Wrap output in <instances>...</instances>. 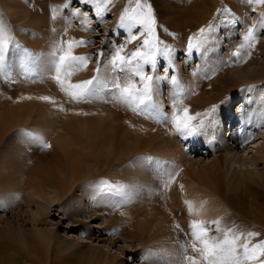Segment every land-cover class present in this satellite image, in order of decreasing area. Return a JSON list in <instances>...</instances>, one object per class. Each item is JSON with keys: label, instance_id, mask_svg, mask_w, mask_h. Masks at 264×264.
<instances>
[{"label": "rangeland", "instance_id": "obj_1", "mask_svg": "<svg viewBox=\"0 0 264 264\" xmlns=\"http://www.w3.org/2000/svg\"><path fill=\"white\" fill-rule=\"evenodd\" d=\"M81 1L90 3L87 9L80 10L81 5L77 7L81 4L80 0H26L20 7L23 10L27 8L24 15H28V17H25L24 20L14 16L10 18L12 28H15L13 31L14 41L19 47L13 48L11 44L9 45L6 60L10 66L8 69L10 78L0 72V122H19L22 125L15 126V129L10 130L7 132L8 135L4 136L0 143V157L4 153H8L13 158L25 156L29 158L27 166L30 168L44 167V163L54 161L55 135L53 133L59 132V135L64 133L65 130H62L64 127L74 124L78 120H89L90 123L101 118L104 120L113 119L112 121L115 120V122L123 121L122 124L125 125L127 131L130 128L128 124H131L132 135L136 134L135 131H139V129H135V125L138 128L143 126L141 121L143 114L146 113L132 111L129 107L125 109V104L116 98L118 93L111 88V83L115 79L118 78L121 85H124L128 77L127 68L122 71L121 67H113L112 61L116 54L119 52L127 60L137 50L147 51V48L143 47V41L149 38L147 32L139 26L130 31L120 23L124 10L134 8L136 0ZM141 2L149 5L152 9L155 18V38L159 41L158 46L162 50L165 47L170 50L167 56H157L154 69L151 65H144L146 76L153 78L151 95L152 101L157 103L156 106L160 110V115L156 116L160 121H163L161 126L164 129L161 132L165 134L164 130H168L167 123H170L174 114L177 112L182 114L184 105L190 104V98L194 99L197 94L201 93L205 97L208 94L218 96L219 100L216 104L213 103L215 105L205 102L204 109L198 110V121L195 123L191 121L192 125L196 126V130L189 134L183 133V135L192 134L198 141L205 139L204 130H215V123L219 121L221 108L228 104L229 108L233 109L246 100L249 104L246 105V112L243 113L248 114L255 92L264 91V25L261 23L264 19V3H250L249 0H141ZM60 3L65 4L60 5ZM98 8L101 9V13L97 12ZM1 13L6 16L4 10ZM34 15L44 18V23L39 30L47 35L45 41H49L50 52L42 47V41L37 40L38 38L31 31L32 28L28 24L29 17L31 19ZM85 15L86 19L94 20L95 23H92L94 25L89 28L90 31L79 34L76 30H80L81 20L85 18ZM19 19L21 22H18ZM18 27L24 29L21 33L19 32L24 39L22 37L20 40L15 38ZM202 29L203 33H201ZM242 29L244 30L243 34L242 32L237 33ZM249 29L253 30L256 39L248 46L241 47L245 45L244 37ZM132 35H135V39H130ZM81 40L86 43L73 47L71 54L87 57V66L73 75L65 83V87L68 83L76 84L92 80L97 76L102 84H108L109 87L102 88L90 98L77 102L72 100L53 79L55 72L51 66V53L54 44L58 43L67 50L68 42ZM190 41L194 45L191 48L189 47ZM25 50L31 54L32 61L27 70L21 65L24 62ZM237 51L240 52V55H233ZM167 65L169 69L165 71ZM98 69L99 71H97ZM236 72H239L240 76H236ZM39 75L42 77L40 78ZM229 77L232 78L231 81L227 80ZM32 86L33 90L28 89ZM136 87L143 88L139 78H136ZM191 93L194 94L191 95ZM188 95L194 98H187ZM42 97H49V100H43ZM154 97L158 98V101ZM42 106H50L55 111L41 120L38 108ZM242 117L243 115L239 114L238 118L242 119ZM158 119H154L153 122L155 123ZM92 120L95 121L92 122ZM40 122H52L57 125V131L54 129L53 132L44 133L40 141L32 140L24 135V133H31L34 137H40L39 133L26 128L34 126V124L35 128L39 127ZM229 122L230 120L226 121V128ZM263 127H260L261 131L264 129ZM248 128L251 129V127ZM176 132L178 131L173 126L171 134L175 135ZM221 132L223 139L228 140L229 133L227 132L224 136L223 126ZM116 135H118L117 132ZM175 136L179 137L180 135L176 134ZM133 141L132 138L127 141L129 148L134 144ZM106 143H104V152L101 153H98L100 149L95 147L97 153L94 152L89 143H79L81 144L79 145L75 142L72 144L70 153L73 158L77 156V160H80V169L85 179L79 181L78 184H73L72 181H69L70 171H67L68 176L63 175V179L66 183L70 182L68 184H71L72 188L65 195H63L65 190L54 191L55 182L49 186L41 185L40 191L44 197L35 193L27 184L22 189L23 191L16 192L15 188L20 185L17 184V181L22 179L16 175L19 180L15 181L17 185L15 184L14 190H10L9 193L18 194L23 200L21 206L17 203L2 205L5 198L0 196V239L4 241L6 230L10 229L13 239L17 245L19 244L18 249L11 248L9 252H6L8 257H13L16 263L19 261L17 264H146L149 259L147 256L155 258L160 254L171 258L173 262L168 264H189L185 260L186 255L194 257L197 264H205L200 258V254L191 248L193 238L190 224L193 221L203 222V225L208 229L209 237L222 240L225 231L232 228V234L236 235L238 232L236 227H244L241 229L244 232H241L243 236L240 238L239 244H243L245 239L249 240L250 247L264 242V232H259L257 229V235L248 238L247 233L252 232L253 229L247 227L245 224L247 221L245 223L244 221L243 223L235 222L237 215L243 218L244 213L249 211L248 209L256 207L249 205L248 200L238 199L239 197L233 195L232 192H228L227 183L223 184L217 197V200L228 209L224 217L225 222L220 220L219 215L213 220L206 218L205 220L203 217V219L199 217L196 220L190 215L189 209L186 210L187 205H182L180 198H178L179 202L176 203L175 208L178 212L169 210L163 205L168 198L170 199L168 194L170 188L174 186V182L176 184L175 192L179 191L177 186H179L183 175L185 179H193V177L196 179L197 174L204 176L206 175L203 170L204 166H208L215 158L221 160V154L218 152L216 155L213 152L214 145L211 139L206 142L205 147L197 150L186 139H183L182 145L177 147L187 151L186 156L194 164L193 167H188L190 163L184 167L181 165L173 167L167 154L151 152L146 148L141 151V155L135 154L122 158L115 164L118 167L113 169L114 166L110 167V163L118 154L117 145L111 146L110 143ZM251 143L252 148L239 149L238 153H243L241 160H237L235 163L228 160L229 164L225 168L228 171V176L234 168L237 170L250 168L254 170L255 174L263 171L264 159L253 161V163L252 160L246 162V158L248 159L256 153V148L264 143V137H257V140L255 139ZM43 145H48V147ZM107 152L110 156L108 160L105 156ZM245 154L248 156L246 157ZM92 157L94 162L91 160ZM33 158L38 160L35 161ZM142 159L150 163V175L141 181L144 188L139 198L127 200L137 204L138 208H142V211L144 209L145 213L137 214L136 217H131L128 220L124 218L123 213L129 209L130 202L127 203L126 199L118 194L119 191L124 192L126 185H133L127 177L126 170ZM101 163L105 164L101 165ZM54 164L55 162L51 164L53 168ZM108 167L110 169H107ZM186 167L188 168L186 169ZM97 169L99 170L97 171ZM188 169L192 177L187 175ZM155 170H159L158 174ZM89 171L90 174H88ZM168 171L169 176H167ZM204 178L208 180L207 176ZM20 183L24 184L25 182ZM55 195H58V198L51 200V197ZM260 202L262 204L264 201ZM239 206L242 207L240 209L241 212L243 211L242 214L238 213ZM152 210L154 211L152 212ZM156 210L166 214L164 224L172 229H169L172 233L170 238H155L159 234H154L158 229L163 228H161L163 224L155 229L150 226L155 224L157 218H160L156 215L158 213ZM245 218L246 216L243 219ZM230 219H232L231 222ZM246 219L251 220L249 217ZM6 222L10 224L7 226ZM16 227L17 229L20 227L22 231L18 232ZM147 228L148 231H146ZM233 229L236 231L233 232ZM10 242L13 243L12 239ZM185 246H188L187 252H185ZM2 251H4L3 248L0 253ZM23 252H26L28 257L24 256ZM242 252L243 249L238 253L242 255ZM64 257L67 260H63L61 263L60 259ZM153 261L154 264H166V262L161 263L160 259H153ZM260 261H264V256H261L258 261L247 262V264H260Z\"/></svg>", "mask_w": 264, "mask_h": 264}, {"label": "bare ground", "instance_id": "obj_2", "mask_svg": "<svg viewBox=\"0 0 264 264\" xmlns=\"http://www.w3.org/2000/svg\"><path fill=\"white\" fill-rule=\"evenodd\" d=\"M25 1L26 0H0V24H3L7 27L8 31L10 32L12 37H14L13 31H15V28L14 27L12 28V25L10 23V18L14 16V17L23 18L22 20H24L25 17H28V15L27 16H26V14L24 15V13H25L24 11H26L27 8H25V10H23L20 7V5L24 4ZM80 2H81V4H79L77 6V7H79L81 5L80 10L87 9V7L90 5V3L87 1H81L80 0ZM61 4H63V3H60V5ZM3 10L5 11L6 16L2 15L1 11H3ZM97 12L101 13L100 11H97ZM38 16L34 15L33 17H31V19L29 17L30 21L28 20L29 21L28 24L32 28V29L31 28L30 29L34 33L33 35L38 38L37 40L42 41L41 42L42 47H45L46 50L49 51V49H50L49 41H45V37L47 35H45L44 33H42L41 30H39L41 25L44 23V20H43L44 18H41ZM83 17H84V15H83ZM86 18L87 17L85 15V18L81 20L82 24H81V27L79 28L80 30H76L77 33H79V34L80 33H86L87 31H90L89 28L94 25V24H92V23H95L94 20H88ZM18 22H21V20L19 19ZM21 31H24V29H22L21 27H18V29H16L15 38H17V40H20L22 37L19 34V32L21 33ZM40 31H41V33H40ZM243 31H244L243 29L241 31L238 30L237 33L242 32V34H243ZM74 33H75V31H74ZM19 56H21V55H19ZM133 63H136V62L133 61ZM167 69H169L168 65H167V68L165 71H167ZM235 74H236V76H240L239 72H236ZM233 76L235 77V75H233ZM41 77L42 76H40V78ZM43 77L45 78V76H43ZM231 79H232L231 77L227 78V80H230V81H231ZM38 80H39V78H38ZM48 80H50V79H48ZM28 89L33 90V86L28 88ZM194 93H191V95H193ZM189 97H193V96L188 95L187 98H189ZM154 98L158 101V98H156V97H154ZM218 98H219L218 96L216 97V96L210 95V94H208V96H206V97L202 93L200 95L197 94V97H195L194 99L190 98V101H191L190 104L188 105L186 103V105H184L185 106L184 108H187L189 110L188 115L195 117V119L192 120L195 123L198 121V115H199L198 110L200 108L204 109V106H205L204 103L208 102V103L213 104L215 102V104H216V102L219 100ZM153 104L156 106L157 103L155 104L153 102ZM178 104H180V101H178ZM215 104H213V105H215ZM248 104H249L248 101L244 100V101H242V103L237 108L234 107L233 109H230L229 104L226 106H223L221 108L222 109L221 113L219 114V121L215 123V128H214L215 130H210V129L204 130L205 139H203L201 141L195 140L194 136H192V134H190L189 136L188 135L186 136V135H183V133H181V132L175 133V135L176 134H178L180 136L182 135V137H180V136L177 137L174 134H171L172 128H173L172 120L170 121L169 124L167 123L168 130H164V132H166V133L165 134L162 133L163 129H164V127L161 126V125H163V121L162 120L160 121L158 119V117L156 116V114H153L151 116L148 114H143L142 121H141V124L143 123V126H141L142 128L141 127L138 128V126L133 125L136 130L139 129V131H135L136 134H134V135H132V132L130 129V128H132L131 124H128V127H130V128H128V131H127L125 125L122 124L123 121L122 122L121 121L115 122V120L112 121L113 119L110 120L109 118L107 120L106 119L104 120L102 118L99 120H96V121L92 120V122L95 121L94 123H90L89 120L84 121V119L75 121L74 124H70L67 127L63 126L64 129H62V130H65L64 133H62L60 135H59V132L53 133V135H55L54 136L55 142H54V146H53V149H55V153L53 155L54 161H49L46 164L44 163V165H45L44 167L40 164L41 162L39 161L40 163L38 162V164H40L42 167L38 168L39 167L38 166L36 168H30V166H27L28 165L27 161H29V158H26L25 156L24 157L16 156L15 158H13L8 153L2 154V157H0V196H3L5 198L4 200L2 199L3 200L2 205L3 204H7V205L14 204L15 205L16 203H17V205H20L23 202V200L18 196L17 193H15V194L12 192L9 193L10 190H12V189L14 190L13 187L16 184L15 181H17V179L19 180V178H16V175L19 177H22V179L17 181V184H20V185H18L19 186L18 188H15V189H17V190H15L16 192H18L19 190L23 191L22 189H24L25 184H27L30 186V187L29 186H27V187L31 188L33 191H35V193L39 194L41 197H44L42 195L43 193H41V191H40L41 185L42 186H44V185L49 186V185H51V183L54 184V182H55V186H54L55 190L54 191L58 192L61 190H65V192L63 193V195H65V193H67V191L72 188V185L68 184L70 182L66 183L65 180L63 179L64 176H66L69 171H70V173H69L70 174V180L69 181H72L73 184H75V183L78 184L79 181L85 179V177L82 173V170L80 169V167H81L80 160H77L78 159L77 156L73 158L72 154L70 153L71 148H72V144H75V142H76V144H79V143H87L88 144L89 143L93 147V149H94V147L96 149H100L98 151V153H101L102 151L104 152V149H105L104 143L105 142L110 143L111 146L117 145V153L118 154H117L116 158H114L113 161L110 163L111 164L110 167L114 166L113 169H115L116 167H118V165L115 166L116 162H119V160H121L124 157L126 158V156H131V155H135V154L141 155V153H142L141 151L143 149H146V148L150 149L151 152L153 151L156 153L159 152V153L167 154L168 158L170 159V161L173 165V167L174 166L179 167L180 165L182 167H184L187 163H190V164H188L189 165L188 167H193L194 164L191 163L189 161V158L186 156L187 151H183L182 148H177V147L182 145L181 141L183 139H186L187 141H189V143L193 144L191 146H194V148L196 147V150H197L199 148L205 147L206 142H208L211 139L212 143L214 145L213 152L216 155L219 152L222 157H221V160H218V158L213 159L212 162H210V164L208 166L203 167L204 168L203 170H205L204 173H206V175H204V176L205 177L207 176L208 180H206L204 178V176H202L201 174H197L198 176L194 175V176H197L196 179L193 177V179L187 178L188 180L185 179V176L183 175L179 181V186H177V187H179L178 188L179 191L175 192L176 191V189H175L176 184L174 182L173 183L174 186H172L170 188V193L168 194V196H170V199L166 198L167 200L163 205H165V207H167L169 210L178 212L175 208L177 205L176 203L179 202L178 198H180L182 205L183 204L187 205L186 210L189 209L188 204L191 203V206H192L191 211L189 210L190 215H192V217L196 218V220L199 217L200 218L203 217L204 219L206 218L207 220H213V219H215V217L217 218V215H219L220 220L225 222L224 217L227 214L228 209L217 200V197H218V193L222 190L221 188L223 187V184L227 183L226 185L228 188V192H230V193L232 192L233 195L239 197L238 199L248 200L249 205H254L256 207V208L248 209L249 211L244 213L246 218L249 217V218H251V220H248L246 218L243 219L245 216L243 218H241L238 215H237V218H235V217H231V218H235L236 219L235 222H242L243 223V221H244V223H245V221H247L245 223L247 225V227L252 228L254 233H256V234H257V229L259 232H264V202H263L264 201V169H263V171H259L257 174H255L254 170H251L250 168L249 169H242L241 168L239 170L234 168V170L232 172L230 171L231 174L229 176L227 173L228 171L225 170L227 164H229V163H227L228 160L233 161V163H235V161L241 160L243 158L241 155L243 153H241V154L238 153L239 149L245 150L247 147L252 148L253 145H251L252 144L251 142H253L255 139L257 140V137H259V138L264 137V129L262 131L260 130V127L264 126V91H256L255 92V96L252 99V102L250 105L249 113L244 114L243 112H246L245 109H246V105H248ZM213 105H211V106H213ZM126 107L128 108L127 105L124 106L125 109H126ZM38 111H39V119L42 120V119H45L49 113L50 114L54 113L55 109L51 108L50 106H42V107L38 108ZM239 114L243 115L242 119L238 118ZM75 115H77V113H75ZM181 115H183V113ZM112 116L113 115L111 113V117ZM117 116H118V114H117ZM154 119H158V121H156L154 123L153 122ZM228 120H230V122H229L228 127L226 128V121H228ZM20 124L22 125V123H19V122H16V123L15 122H13V123L7 122V121L6 122H0V143L4 139V136L7 134V132H9L12 129H15L14 127L19 126ZM38 125H40V126L36 127V128H35V124H34V126L32 125V126H28L26 128L31 129L34 132L39 133L40 134L39 138H42L44 133H50V131L53 132L54 129L56 130V127H57V125L53 124L52 122H40ZM137 125H139V124H137ZM222 126H223V130L225 133L224 136H226L227 132L229 133L228 140H225L222 137V134H221L222 133L221 132ZM248 127H251V129ZM161 130H162V132H161ZM116 132L118 133V135L120 137L118 135H116ZM169 133H170V135H169ZM131 138H132V141L134 140L133 141L134 144L132 146H130V148H129L127 141ZM161 144H162V146H159ZM79 145H81V144H79ZM94 145H96V146H94ZM79 148H81V147H79ZM94 152L97 153V151H95V149H94ZM255 152L256 153L248 159L246 158L248 156V154L247 155L245 154L246 157L245 156L244 157L246 158V162H247V160H249V161L252 160V162L253 161L256 162L258 160L264 159V143L259 148H256ZM9 153H12V152H9ZM216 155H214V157H216ZM105 156H106L107 160L110 158L108 152H107V154H105ZM111 158H112V156H111ZM157 158H159V157H157ZM33 159L35 161L38 160L37 158H33ZM93 159L94 158L92 157V159H91L92 162H94ZM69 161H71V163H69ZM54 162H55V164L53 166H55V167L53 168L51 166V164ZM69 164H70V166H69ZM102 164L103 163H101V165ZM149 165H150V163L148 161L142 159V161H140V162L137 161L134 166L129 167L126 170L127 177H129V180H131V182H132L131 184H133V185H126V187L124 188L125 189L124 192L119 191L118 195L120 197H123L124 199H126L127 203L130 202L129 209H127V211H125V213H123L124 218H126L128 220L131 219V217L132 218L136 217L137 214L140 215L141 213H145L144 209L142 211L141 210L142 208L141 209L138 208L137 204H134L131 200H127V199H134L136 197L139 198V195L141 194V191H143V188H144L141 181H142V179L144 180V179L148 178V176L150 175L149 174V169H150ZM110 167H108L107 169H110ZM188 167H186V169ZM74 170H76V171H74ZM98 170L99 169H97V171ZM109 172H110V170H109ZM155 172L158 174L159 170H157V171L155 170ZM60 173L62 174V176ZM190 173L191 172L188 169L187 175H191ZM88 174H90V171ZM168 174H169V171L167 173V176L170 175V174L169 175ZM190 177H192V175ZM126 179L128 180V178H126ZM20 182H22V183L25 182V183L21 184ZM144 184H145V182H144ZM150 196H151V194H150ZM156 196H158V195H156ZM57 198H58V195L57 196L55 195L54 197H51V200H55ZM137 201H138V199H137ZM260 201H262L263 203L261 204ZM149 208H151V207H149ZM241 208L242 207L239 206L238 213H240V214H242V212H243V211L241 212V210H240ZM253 209H255V210H253ZM169 210H167V211L169 212ZM153 211L154 210H152V212ZM156 211H158V213L156 215H158L160 218H157L156 220L153 219V220H155V224L150 225L151 228H153V227H154V229H155V227L159 228V226L161 224H163L164 226L162 225L161 228L162 227L163 228L158 229V231L156 229L157 232L154 235H158V234L159 235L155 236V238L156 239H161L163 237L170 238L172 233L170 232L169 229H171V228H170V226H166L164 224L165 219H166V214H164V213L162 214V212H159L160 210H156ZM230 215L232 216V214H230ZM231 221H232V219H230V222ZM146 222H148V221H146ZM9 224H10L9 222H6L7 226ZM174 224H176L175 221H174ZM246 225H244V226H246ZM16 226H18V225H16ZM150 226H148V228H150ZM13 227H14V225H13ZM148 228L146 229V231H148ZM239 228H240V230H239ZM243 228H241V227L237 228L236 227V229L238 230V232L236 234H242L241 232H244V230H241V229H243ZM16 229H17V227H16ZM234 229H233V232L236 231ZM231 230H232V228H231ZM17 231L21 232L22 230H20V227H18ZM10 233H11L10 229H7L5 232V235H6L5 238L6 239H4V241H2L0 239V250L2 248L4 249V251H2L0 253V264H17L19 262V261H17V263H16L15 259L13 257H8V254L6 253L7 251L9 252L11 248L18 249V245H19V244L17 245L15 239H13V237H12L13 234L12 233L10 234ZM14 233H15V231H14ZM242 236L243 235H241V237ZM10 239H12L13 243L10 242ZM241 243H242V241H241ZM249 247H250V245H249ZM239 250L242 251V248L238 247V252H240ZM22 251H23V249H22ZM23 254H24V256L28 257L26 252H23ZM26 257H25V259H26ZM147 257L149 259L147 258L148 261L146 264H154L153 259L154 260L160 259L161 263L166 262V264L173 262L170 257H167L165 255L162 256L160 254L156 255L155 258H151L149 256H147ZM150 258L152 259L151 262L149 261ZM60 260L62 261L61 263H63V260L66 261L67 259L64 257Z\"/></svg>", "mask_w": 264, "mask_h": 264}, {"label": "snow or ice", "instance_id": "obj_3", "mask_svg": "<svg viewBox=\"0 0 264 264\" xmlns=\"http://www.w3.org/2000/svg\"><path fill=\"white\" fill-rule=\"evenodd\" d=\"M250 3H264V0H249ZM101 11V9H97ZM121 26L127 27L130 31L139 26L148 34V39L143 41V47L147 48V51L137 50L127 60L118 52L115 59L112 61L113 67H121V70L127 68L128 77L125 84L122 86L119 79H115L111 83V88L118 93L116 97L121 103L127 105L132 111H139L140 113H146L148 115L156 114L160 115L159 109L152 103V77L146 76L144 72V65H151L154 69L157 63V56H167L170 52L166 47L162 50L158 44L159 41L155 38V18L152 13V9L149 5L136 0L135 7L131 10L125 9L121 15ZM262 25H264V19H262ZM203 29L201 33H203ZM130 39H135V35H132ZM256 37L253 30L249 29L248 33L244 37L245 45L248 46L254 42ZM86 42L81 40L78 42H68L67 50L61 47L58 43L53 45V51L51 53V66L55 72L53 79L61 86V89L74 101H83L91 96L95 95L102 88L109 87L108 84H102L99 76L94 77L92 80L83 81L76 84L68 83L65 87V83L82 68L87 66V57H78L72 55V49L76 46H82ZM13 48L19 47L14 37L11 36L7 27L0 24V72H3L8 78H10V72L8 71L9 65L6 57L9 50V45ZM194 45L189 43V47ZM59 53V54H58ZM233 55L239 56L240 52H234ZM136 61V63H133ZM32 63L31 54L25 50V58L22 67L28 69V65ZM123 66V67H122ZM99 71V69L97 70ZM63 77V79H62ZM136 78H139L143 88L136 87ZM43 100H49V97H42ZM188 109H183V115L179 112L175 113L172 117V123L178 132L189 134L196 130V126L192 125L191 121L195 117L188 115ZM167 119V117H164ZM202 123V122H201ZM25 136L32 140L40 141L39 137H34L31 133H24ZM48 147V145H43ZM191 211V203L188 204ZM218 223V222H214ZM192 229L191 235L193 238L191 248L194 252L200 254V258L205 264H247V262L258 261L261 256H264V242H260L252 247H249V240L245 239L243 244H239L241 235H233L231 230L224 232V238L217 239L209 237L208 229L203 225V222L193 221L190 224ZM219 232V229H217ZM256 233L249 232L247 237L251 238L256 236ZM199 245V246H198ZM238 247L243 249L242 255L238 253ZM188 246H185V252H187ZM185 260L189 264H197L194 257L185 256ZM260 264H264V261H260Z\"/></svg>", "mask_w": 264, "mask_h": 264}]
</instances>
